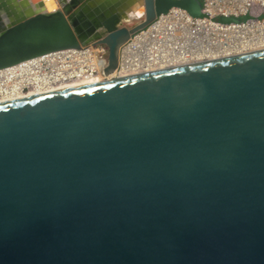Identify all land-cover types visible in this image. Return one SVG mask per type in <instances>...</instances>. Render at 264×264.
<instances>
[{"label":"water","instance_id":"1","mask_svg":"<svg viewBox=\"0 0 264 264\" xmlns=\"http://www.w3.org/2000/svg\"><path fill=\"white\" fill-rule=\"evenodd\" d=\"M170 8L0 0V71ZM0 264H264V51L0 103Z\"/></svg>","mask_w":264,"mask_h":264},{"label":"built area","instance_id":"2","mask_svg":"<svg viewBox=\"0 0 264 264\" xmlns=\"http://www.w3.org/2000/svg\"><path fill=\"white\" fill-rule=\"evenodd\" d=\"M197 1L200 6L198 16L192 17L180 8H170L136 33L119 49L116 70L135 64L132 59L139 61L143 48H150L154 40L163 41L161 33H166L172 25L176 26L172 37L180 43L188 41L191 46L200 45L216 52L264 51V0ZM85 48H90L87 53L79 52ZM81 49L72 54L45 55L0 71V101L105 73L108 65L106 47L90 44Z\"/></svg>","mask_w":264,"mask_h":264},{"label":"bare ground","instance_id":"3","mask_svg":"<svg viewBox=\"0 0 264 264\" xmlns=\"http://www.w3.org/2000/svg\"><path fill=\"white\" fill-rule=\"evenodd\" d=\"M55 1V0H54ZM175 25H172L169 29L166 30V33H161L163 41L158 42L154 40L150 44V48L144 49L142 56L139 61L132 59L131 66L124 68L123 70L115 69L111 73H102L100 72L96 76H86L85 78L69 83H61L57 85H52V87L40 89L37 91L29 92V94H19L10 99H3L0 103L6 101H12L17 99H23L31 96H37L40 94H45L57 90L69 89L74 87H81L92 84H99L106 81L124 79L132 76L148 74L152 72H158L163 70H169L174 68H181L185 66H191L196 64H201L204 62H210L215 60H221L229 57L242 56L243 54H250L253 52H259L261 50L248 52V53H239V50L235 49L234 51L216 52L206 47H201L200 45L191 46L186 42H179L175 37H172L175 32ZM264 47V46H263ZM189 48V49H188ZM90 48L81 49L80 53H87ZM264 50V48L262 49ZM75 50L62 52L60 54H72L75 53ZM78 52V53H79ZM77 53V52H76ZM236 54V55H235ZM238 54V55H237ZM97 57V56H96ZM134 58V57H133ZM36 60V59H33ZM31 61V60H30Z\"/></svg>","mask_w":264,"mask_h":264}]
</instances>
